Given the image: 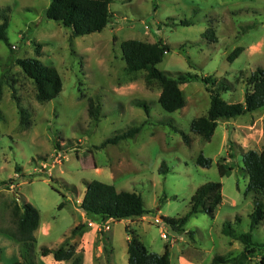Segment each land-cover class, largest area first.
<instances>
[{
    "label": "rangeland",
    "instance_id": "374dc122",
    "mask_svg": "<svg viewBox=\"0 0 264 264\" xmlns=\"http://www.w3.org/2000/svg\"><path fill=\"white\" fill-rule=\"evenodd\" d=\"M51 1L0 0V23L7 8L10 18V45L0 38V76L7 78L0 98V264H12L25 252L14 236L12 213L16 203L24 202L40 212L31 251L36 264H73L42 255V247L56 249L66 241L76 245L81 264H129L132 233L151 251L168 250L171 264H212L216 255L244 249L223 233L228 221L238 232L252 230L253 240L264 242V220L251 227L256 194L247 191L243 163L244 152L264 147V109L219 120L209 141L191 130L192 121L210 107L204 76L227 79L231 87L221 96L230 103L244 102L247 76L264 67V0H116L107 27L79 36L46 16ZM183 19L192 23L179 24ZM211 27L216 42L203 36ZM128 39L168 43L171 49L157 66L174 77L179 72L199 76L181 85L184 107L165 110L158 101L161 87L146 83V70H125L121 43ZM238 46L244 51L230 61ZM18 58L54 66L63 81L60 95L40 102ZM16 99L28 111L29 125L21 123ZM91 100L100 105L99 121L89 114ZM137 100L148 104L149 114ZM132 126H141L135 137L102 146ZM201 153L212 158L210 167L197 164ZM163 161L167 173L160 171ZM221 164L228 169L224 176ZM91 180L140 194L147 214L107 222L88 216L81 201L85 182ZM209 181L223 184V203L214 215H190L182 232L161 218L186 215L197 188ZM263 255L259 251L245 264H258Z\"/></svg>",
    "mask_w": 264,
    "mask_h": 264
},
{
    "label": "trees",
    "instance_id": "16d2710c",
    "mask_svg": "<svg viewBox=\"0 0 264 264\" xmlns=\"http://www.w3.org/2000/svg\"><path fill=\"white\" fill-rule=\"evenodd\" d=\"M114 1L116 0H52L46 10V16L72 28V33L75 36L100 32L112 20L113 13L110 5ZM8 11L9 8L5 9L3 22L0 23V38L10 45L7 40L10 19ZM191 23V20L183 19L179 24L189 25ZM203 36L211 41H218L213 27L208 28ZM121 47L126 62L125 70L128 73L146 70V83L149 86L156 82L160 85L161 92L158 101L165 110L173 112L185 106L186 100L181 85L198 79L199 76L192 72H179L174 77L157 66L171 49L168 43L162 40L149 42L128 39L121 43ZM243 51V46L236 47L228 59L234 61ZM17 63L26 76L34 81L36 96L40 102L52 100L60 95L63 90V81L54 66L46 65L38 58H18ZM6 80V75L0 76V98ZM202 80L210 93V107L207 114L198 116L192 121L191 130L206 141L211 140L219 120L264 109V67H257L247 76L244 102L230 103L221 96L223 91L231 87L227 79H218L212 75H207ZM14 97L16 98V95ZM16 101L21 115V123L29 125L28 111L21 108L19 99H16ZM136 104L143 105L149 114L146 102L137 100ZM89 114L96 121L100 120V105L94 100L89 102ZM140 130L141 126H132L107 138L102 146L115 145L122 140L135 137ZM182 135L185 143L187 145L191 144V137L183 132ZM59 146L60 144L57 143V147L61 150ZM212 162V158L206 157L203 153L197 158V164L203 167H210ZM243 163L249 176L247 191L256 194L254 199L255 208L251 214V227L253 229L264 220V202L260 197L264 195V147L261 150L250 149L244 152ZM168 170L166 162L163 161L160 171L167 173ZM16 171L20 172L21 167L17 166ZM219 171L224 176L228 169L224 164H221ZM10 181H14V179ZM85 183L86 188L81 201V208L88 216H98L103 222H107L108 220L142 217L148 212L142 196L136 192L117 190L113 184L100 180H91ZM3 184H6V182H3ZM222 188L221 181L206 182L200 185L192 196L190 210L186 215L178 217L162 216L161 218L174 230L185 231L184 226L190 215L197 212H207L214 215L216 209L223 203ZM12 211L16 221L14 236L25 250L21 259L15 260L12 264H36L31 251L37 241L35 232L41 224L40 212L30 202H24L22 205L16 203ZM236 218V220H239V217ZM83 226V223L78 224L72 230V236H75ZM222 231L233 240L240 241L244 245V249L237 255H216L212 264H245L257 252L264 251V242L254 241L252 230L238 232L233 227L232 222L228 221L224 224ZM189 233L192 236V233ZM42 255H53L55 262L72 261L73 264H81L82 262L81 254L77 253L76 245H70L68 241L56 249L47 246L42 247ZM128 263L171 264V259L168 250L162 254L151 251L137 234L132 233L131 238L128 240ZM258 264H264V255L261 256Z\"/></svg>",
    "mask_w": 264,
    "mask_h": 264
},
{
    "label": "built area",
    "instance_id": "2783aa9c",
    "mask_svg": "<svg viewBox=\"0 0 264 264\" xmlns=\"http://www.w3.org/2000/svg\"><path fill=\"white\" fill-rule=\"evenodd\" d=\"M164 238H167L168 236L164 233L163 235H162Z\"/></svg>",
    "mask_w": 264,
    "mask_h": 264
},
{
    "label": "crops",
    "instance_id": "0c3cea01",
    "mask_svg": "<svg viewBox=\"0 0 264 264\" xmlns=\"http://www.w3.org/2000/svg\"><path fill=\"white\" fill-rule=\"evenodd\" d=\"M157 217H159V216H157ZM90 224V223H89Z\"/></svg>",
    "mask_w": 264,
    "mask_h": 264
}]
</instances>
